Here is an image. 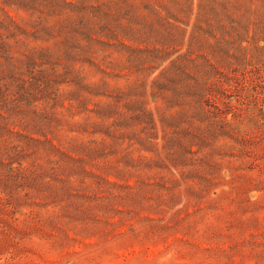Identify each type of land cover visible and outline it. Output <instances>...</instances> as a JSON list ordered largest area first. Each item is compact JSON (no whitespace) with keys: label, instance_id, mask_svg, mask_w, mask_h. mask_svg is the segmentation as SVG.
Masks as SVG:
<instances>
[{"label":"rangeland","instance_id":"1","mask_svg":"<svg viewBox=\"0 0 264 264\" xmlns=\"http://www.w3.org/2000/svg\"><path fill=\"white\" fill-rule=\"evenodd\" d=\"M0 264H264V0H0Z\"/></svg>","mask_w":264,"mask_h":264}]
</instances>
